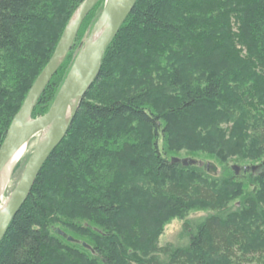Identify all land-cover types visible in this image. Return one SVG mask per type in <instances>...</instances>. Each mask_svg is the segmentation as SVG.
I'll list each match as a JSON object with an SVG mask.
<instances>
[{"label":"trees","instance_id":"16d2710c","mask_svg":"<svg viewBox=\"0 0 264 264\" xmlns=\"http://www.w3.org/2000/svg\"><path fill=\"white\" fill-rule=\"evenodd\" d=\"M84 1L0 0V99H9L8 87L2 81L3 53L14 54L9 72L15 78L29 80L32 88L43 71H39L43 60L49 63L69 20ZM232 24L238 27V32L232 31ZM30 33L33 39H29ZM60 34L52 56L47 58L45 46L55 42ZM187 43L189 48L198 47L193 52L201 59L192 55ZM245 48L247 53L242 57L241 50ZM173 55L176 59L172 62L177 63H171L174 68L169 71L175 75L165 88H181L182 97L177 102L167 97V101L175 103L165 105L169 109L164 113L155 112L151 108H160L165 103L147 101L149 88L152 89L148 73L158 64L157 58L171 59ZM62 67L44 94L54 86ZM197 69L203 73H196ZM263 76L264 0H138L106 51L101 72L86 95L97 88L100 93L108 90V98L98 104L82 100L65 140L45 164L27 202L0 243V264H83L84 261L74 262L65 256L78 243L58 234L57 229L67 232L55 225L79 232L83 229L77 228L75 222L63 221L61 215L89 220L105 230L104 236L96 234L102 246L81 244L86 252L95 255L93 260L86 258L84 264H262L264 244L258 249L243 250L249 243V235L233 221L240 210L231 208L196 219L186 216L182 244L165 247L154 244L149 254L128 255L131 234L138 231L129 233L119 219L126 210V201L109 188L108 175L109 171H119L120 180H124L122 168L131 167L137 161L132 155L143 152L148 168L155 176L164 177L165 193L171 198L186 201L191 197L183 184L174 182L173 176L192 173L216 185L214 190L200 189L197 195L203 201L215 203L224 188L234 183V177L215 178L196 165L172 164V159L163 158L160 135L173 130L161 128V123L187 117L186 129L192 131L194 125L189 119L204 107L213 111L224 99L228 83L256 81ZM121 83L124 87H136L135 93L115 95ZM240 103L235 96L230 107ZM16 106L13 104L0 118V149L22 108ZM36 114L37 106L34 118ZM129 120L149 132L142 150L130 144L120 145L122 138L131 137L129 133L135 131L124 128L119 132L115 125L124 126ZM251 131L264 158V125L254 126ZM258 171L256 179L264 181V162Z\"/></svg>","mask_w":264,"mask_h":264},{"label":"rangeland","instance_id":"374dc122","mask_svg":"<svg viewBox=\"0 0 264 264\" xmlns=\"http://www.w3.org/2000/svg\"><path fill=\"white\" fill-rule=\"evenodd\" d=\"M105 2L106 0H100L86 19L74 48L70 51L54 86L47 90L37 105L36 118L45 115L52 107L61 86L80 52L82 44L88 39L99 20ZM232 26L233 32L239 31L238 27L233 24ZM32 36V33L28 34L29 39H33ZM60 37L61 34L58 35L55 42L50 43L49 46H45V56L47 58L52 56L54 51L53 46H56ZM188 45L190 44L187 43L186 48H189ZM199 47L202 46L199 45ZM179 48H183V46H179ZM194 48L198 47L195 46ZM194 48H189L192 55L201 59L199 54H195L196 51L193 52ZM238 49H241V47L238 46ZM181 51L184 50L181 49ZM241 51V56L245 57L247 53L246 48ZM173 56L171 59L157 58L158 64L155 67H151V72L148 73L152 89L150 91L149 88L151 94L147 101L158 102L160 105L165 103L160 108H151L155 112H166L169 109L166 107L167 104H174L175 101L177 102L182 97L181 88L177 90L165 88L167 82L173 79L175 75L174 72L169 71L174 68V65L171 63H177L172 62L176 59V56ZM2 62V81L4 86L8 87L9 99H0V118L4 117V111L8 112L13 104H17L16 108L22 106L31 88L29 80L24 81L22 78H15L9 72L11 69L10 64L14 62L13 53L8 51L3 53ZM47 62V59L43 60V63L39 67L40 72L44 70ZM196 73L202 74L203 71L197 69ZM228 86V89L224 92V99L218 106H215L213 111L204 107L196 111L193 114L194 116L190 115L192 118L188 122L194 125L192 131L186 129L187 117L183 120L179 116L177 117L178 119L174 118L169 122L166 120L162 121L161 128L166 129L169 127V129L173 130V133H162L163 135H160L159 139V149L163 158L168 160L172 158L191 159L196 162L197 167L205 170L215 178L234 177V183L224 188L215 203L203 201L197 195L200 189L208 188L214 190L216 185L211 180H205L199 175L192 173L173 176L174 182L183 184L188 189L191 197L186 201L171 198V196L165 193L166 181L164 177L155 176L151 169L148 168V161L144 159L146 155L143 152L132 155V158L137 159V161L131 167L126 170L122 168L125 172L123 174L124 180H120L119 171H109V188H113L117 191V194H121L126 201V210L119 219L128 228L129 233L138 231L135 234H131L132 237L130 239L132 241L128 245V255L136 254V256H139L149 254L154 244L159 247H165L168 244H182L181 233L186 216L190 219H196L212 214L216 210L222 211L225 208L240 210V214L234 216L233 221L237 223L241 230H244L249 235V243L243 248L244 251L258 249L264 244V237L262 235L264 230V181L256 179L259 174L258 169L264 162V158L256 142L255 133L251 131L254 126L264 125V76L262 79L256 81L249 79L247 82H237V84L228 83ZM117 88V91H114L115 95L127 93L131 95L136 91L134 90L136 87H133V89L127 85L124 87L122 83ZM235 96L240 98L241 103L238 106L233 105L231 108L230 103ZM167 97L175 99V101H170L171 99L167 101ZM107 98L108 90L100 93L97 88L85 97L87 101L97 104L104 103ZM246 102L248 103L246 104ZM124 128L127 131L128 129H132L135 133H129L131 137L122 138L120 145L130 144L136 147V149L142 150L146 140L149 138L148 130L133 120L127 121L124 123V126L123 123L115 125V130H119V132H122ZM39 138L40 135L34 137L28 143L23 159L20 160L14 169L7 189L2 193V206L6 204L18 185ZM234 166L240 168L238 174L234 171ZM136 207L139 208L137 209ZM61 216L63 221L75 222L77 228L83 229V231L79 232L68 229L62 224L55 225L57 228L64 229L68 236L78 240V246L71 248L73 252L64 253L66 254L65 256L70 257L74 262L84 261L85 263L86 258L93 260L95 257L94 253L86 252L81 247V244L83 243L92 247L101 245L99 241L100 237L96 234L104 236L103 231L105 230L99 228L97 224L89 220L68 219L64 215ZM97 264L102 263L97 262ZM262 264H264V258L262 259Z\"/></svg>","mask_w":264,"mask_h":264},{"label":"water","instance_id":"95a60500","mask_svg":"<svg viewBox=\"0 0 264 264\" xmlns=\"http://www.w3.org/2000/svg\"><path fill=\"white\" fill-rule=\"evenodd\" d=\"M100 0H85L78 8L54 51V54L33 84L27 98L13 119L0 149V177L14 155L34 137L39 141L23 171L18 185L4 206L1 204L0 181V243L14 218L27 202L45 164L65 140L82 100L98 78L106 51L111 46L138 0H106L103 12L88 39L82 44L52 107L39 118L33 114L46 88L67 59L80 30ZM172 164L196 165L191 159L172 158ZM238 174L239 167H233ZM58 234L78 243L60 229ZM86 247L87 245L84 244Z\"/></svg>","mask_w":264,"mask_h":264},{"label":"bare ground","instance_id":"6f19581e","mask_svg":"<svg viewBox=\"0 0 264 264\" xmlns=\"http://www.w3.org/2000/svg\"><path fill=\"white\" fill-rule=\"evenodd\" d=\"M36 137H38V136H36ZM27 145H25L24 147H22L14 155V157L11 159V161L9 162V164L7 165V167L2 172V175L0 177V181H1V192L2 193L7 189V186L9 184L10 180H11V177H12V174H13L14 169L19 164L20 160L23 159V157L25 155V150H27Z\"/></svg>","mask_w":264,"mask_h":264}]
</instances>
